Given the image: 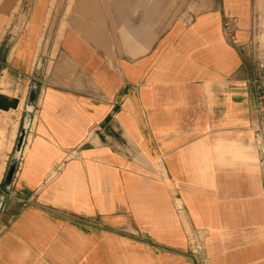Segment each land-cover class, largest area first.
<instances>
[{"label": "crops", "instance_id": "obj_1", "mask_svg": "<svg viewBox=\"0 0 264 264\" xmlns=\"http://www.w3.org/2000/svg\"><path fill=\"white\" fill-rule=\"evenodd\" d=\"M50 2L0 0V264H264L255 0Z\"/></svg>", "mask_w": 264, "mask_h": 264}, {"label": "rangeland", "instance_id": "obj_2", "mask_svg": "<svg viewBox=\"0 0 264 264\" xmlns=\"http://www.w3.org/2000/svg\"><path fill=\"white\" fill-rule=\"evenodd\" d=\"M54 1L55 0H51L50 5L48 6V10L46 11V15L43 21L44 28H46L48 25L50 13L54 7H55V12H56V8L58 9V7H62L63 9L65 8L64 10L67 11L68 6L71 2V0H62V1L59 0L58 4L54 5ZM255 9H256L255 18H256V29H257L256 38L260 44V48L262 52L264 53V0H255ZM59 24L60 23H53V28L50 36V40L52 41L55 40L58 35V32L57 34L55 33V29H57V25ZM51 50L52 48H50V46L41 48V52L42 54H44V57H42V66L45 65L46 61L49 59V56L53 55V51ZM4 80L2 79L0 80V87H3V89L0 88V96L8 100L9 98H15L16 104L14 107H9L7 110L0 109V178L2 176V171L4 168L7 153L11 149L12 140L18 128L19 111L22 108V102H23V98L18 99L14 96L8 95L5 91H1V90H5L6 87H8L7 80H5V82ZM21 89L23 88L21 87L20 90Z\"/></svg>", "mask_w": 264, "mask_h": 264}, {"label": "built area", "instance_id": "obj_3", "mask_svg": "<svg viewBox=\"0 0 264 264\" xmlns=\"http://www.w3.org/2000/svg\"><path fill=\"white\" fill-rule=\"evenodd\" d=\"M234 20H224L222 30L226 37L233 33ZM256 18L254 14L253 26L251 29V38L246 47L249 52L250 59L259 69L264 68V53L260 48V44L256 38ZM245 48V47H243ZM255 124H254V138L258 146V159L260 168L263 174L264 187V89L254 104ZM201 238L194 237L192 234L188 235V249L192 253H198L202 249Z\"/></svg>", "mask_w": 264, "mask_h": 264}, {"label": "water", "instance_id": "obj_4", "mask_svg": "<svg viewBox=\"0 0 264 264\" xmlns=\"http://www.w3.org/2000/svg\"><path fill=\"white\" fill-rule=\"evenodd\" d=\"M0 71H1V64H0ZM15 104H16L15 98H9L8 100L0 96V109L1 110H7L9 107H14Z\"/></svg>", "mask_w": 264, "mask_h": 264}]
</instances>
